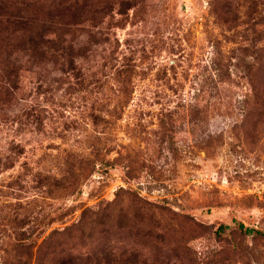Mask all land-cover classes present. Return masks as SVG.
Wrapping results in <instances>:
<instances>
[{
    "label": "rangeland",
    "instance_id": "rangeland-1",
    "mask_svg": "<svg viewBox=\"0 0 264 264\" xmlns=\"http://www.w3.org/2000/svg\"><path fill=\"white\" fill-rule=\"evenodd\" d=\"M0 2V264H264V0Z\"/></svg>",
    "mask_w": 264,
    "mask_h": 264
},
{
    "label": "trees",
    "instance_id": "trees-1",
    "mask_svg": "<svg viewBox=\"0 0 264 264\" xmlns=\"http://www.w3.org/2000/svg\"><path fill=\"white\" fill-rule=\"evenodd\" d=\"M3 2V1H2ZM0 2V29L1 32L4 29V26L12 25L14 26L17 31H25V28L27 29L25 32L28 33L31 31V27L29 28V25L33 23V19L29 17L30 15V5L23 4V8L16 6L13 7L12 5H9L8 2L4 3L5 5H2L3 3ZM44 26V25H43ZM25 27V28H24ZM45 30L39 31L36 35H31L28 37L26 41L22 40L19 45L12 46V48L19 47V51L21 52H36L38 49H40L41 45H44V47L54 48L57 44V41L54 39H46V36L42 35ZM7 47V45H6ZM4 50L2 46H0V54ZM42 54V53H41ZM44 54V53H43ZM12 54L9 53V55L5 58V64H11L9 59L11 58ZM3 64V63H0ZM69 64H72L69 63ZM74 64V63H73ZM5 73H8L9 75H12V71L9 72L8 70H4Z\"/></svg>",
    "mask_w": 264,
    "mask_h": 264
}]
</instances>
